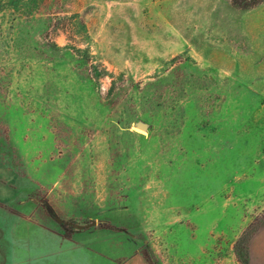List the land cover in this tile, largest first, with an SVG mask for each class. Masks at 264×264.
Wrapping results in <instances>:
<instances>
[{
    "label": "rangeland",
    "instance_id": "rangeland-1",
    "mask_svg": "<svg viewBox=\"0 0 264 264\" xmlns=\"http://www.w3.org/2000/svg\"><path fill=\"white\" fill-rule=\"evenodd\" d=\"M264 216V4L0 0V264H245Z\"/></svg>",
    "mask_w": 264,
    "mask_h": 264
},
{
    "label": "trees",
    "instance_id": "trees-1",
    "mask_svg": "<svg viewBox=\"0 0 264 264\" xmlns=\"http://www.w3.org/2000/svg\"><path fill=\"white\" fill-rule=\"evenodd\" d=\"M229 3L232 7H235L240 10H252L260 5L264 4V0H224ZM264 222V216L258 220L255 219L253 223L247 226V228L243 231L241 237L238 239L235 244V250L243 253L246 261L248 262V245L252 237L260 228L261 224Z\"/></svg>",
    "mask_w": 264,
    "mask_h": 264
},
{
    "label": "crops",
    "instance_id": "crops-1",
    "mask_svg": "<svg viewBox=\"0 0 264 264\" xmlns=\"http://www.w3.org/2000/svg\"><path fill=\"white\" fill-rule=\"evenodd\" d=\"M247 264H264V222L249 242Z\"/></svg>",
    "mask_w": 264,
    "mask_h": 264
}]
</instances>
